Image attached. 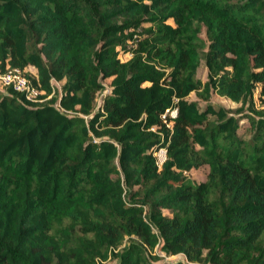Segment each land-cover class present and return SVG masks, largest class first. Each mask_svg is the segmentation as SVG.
I'll use <instances>...</instances> for the list:
<instances>
[{
    "label": "trees",
    "instance_id": "1",
    "mask_svg": "<svg viewBox=\"0 0 264 264\" xmlns=\"http://www.w3.org/2000/svg\"><path fill=\"white\" fill-rule=\"evenodd\" d=\"M6 67L42 101L0 90V264H264V0H0Z\"/></svg>",
    "mask_w": 264,
    "mask_h": 264
},
{
    "label": "rangeland",
    "instance_id": "2",
    "mask_svg": "<svg viewBox=\"0 0 264 264\" xmlns=\"http://www.w3.org/2000/svg\"><path fill=\"white\" fill-rule=\"evenodd\" d=\"M197 35L200 39V41H199L200 51H199L198 67L196 70V77L201 82H204L206 80V69H205L204 64H203L202 55L206 49L207 37L205 35L204 27L202 26L201 23L197 24ZM128 44H130V43H128ZM128 57H129V54H127V53L126 54H120V58L122 60H126ZM22 71L27 72L31 75L35 73L34 70L32 68H29V67H25ZM51 84L53 85V88L57 91L61 85V82L51 81ZM0 90L5 92L6 88L0 86ZM107 91H108V81L105 80V82L103 84V88L96 94L97 102L100 100V98ZM257 92H258V88H255L254 93H253V103H254L255 107L258 106L257 105ZM187 99L195 100L198 104L199 109H203L206 102H209L214 106L222 107L223 109H225L227 111V113L229 115L237 116V118H239L238 130H237L238 136L240 138H242L243 140H247L250 137L251 133H250L249 118H248L249 112L246 110L245 107L242 110H240V104L238 102H233L226 97L217 95L214 92L209 93L207 101H203V100L198 99L194 93H190L187 96ZM207 172H208V167L206 165H201L197 168H194V169L191 168V169L185 171L184 174L186 176H188L189 178H191L194 182L198 183V182H202V181L206 180ZM154 253L160 257L159 262L181 261L184 264H196V263L187 262L182 257V255H180V254L165 255L159 250L158 247L154 248ZM102 264H115V260L110 258V259H107L104 262H102Z\"/></svg>",
    "mask_w": 264,
    "mask_h": 264
},
{
    "label": "built area",
    "instance_id": "3",
    "mask_svg": "<svg viewBox=\"0 0 264 264\" xmlns=\"http://www.w3.org/2000/svg\"><path fill=\"white\" fill-rule=\"evenodd\" d=\"M0 86L23 93L25 99L28 101H42L37 98L36 89L30 85L23 72L17 68L6 67L3 71H0ZM168 115L174 117L175 110L173 109L168 112ZM153 157L156 167L160 168L166 159L164 148L157 149L153 153Z\"/></svg>",
    "mask_w": 264,
    "mask_h": 264
}]
</instances>
